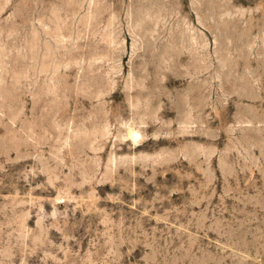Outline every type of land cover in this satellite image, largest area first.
<instances>
[{"label": "rangeland", "instance_id": "obj_1", "mask_svg": "<svg viewBox=\"0 0 264 264\" xmlns=\"http://www.w3.org/2000/svg\"><path fill=\"white\" fill-rule=\"evenodd\" d=\"M0 264H264V0H0Z\"/></svg>", "mask_w": 264, "mask_h": 264}, {"label": "bare ground", "instance_id": "obj_2", "mask_svg": "<svg viewBox=\"0 0 264 264\" xmlns=\"http://www.w3.org/2000/svg\"><path fill=\"white\" fill-rule=\"evenodd\" d=\"M127 137L130 138V140L132 142H135L137 141L136 139L138 138V134L136 131L130 129L128 132H127Z\"/></svg>", "mask_w": 264, "mask_h": 264}]
</instances>
